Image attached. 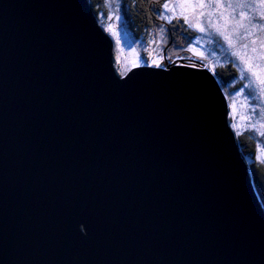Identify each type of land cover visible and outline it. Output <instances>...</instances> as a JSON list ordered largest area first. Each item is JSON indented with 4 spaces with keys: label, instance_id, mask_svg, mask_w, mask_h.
<instances>
[{
    "label": "water",
    "instance_id": "1",
    "mask_svg": "<svg viewBox=\"0 0 264 264\" xmlns=\"http://www.w3.org/2000/svg\"><path fill=\"white\" fill-rule=\"evenodd\" d=\"M201 62L121 76L90 0H0V264H264V205Z\"/></svg>",
    "mask_w": 264,
    "mask_h": 264
},
{
    "label": "rangeland",
    "instance_id": "2",
    "mask_svg": "<svg viewBox=\"0 0 264 264\" xmlns=\"http://www.w3.org/2000/svg\"><path fill=\"white\" fill-rule=\"evenodd\" d=\"M262 2L264 0H154V6L162 5L163 9L157 18L158 25L150 33L151 38L146 50L147 57L142 56L139 51L141 41L133 40L127 32L121 8L122 0H105L107 15H100L102 20L100 22L114 41L115 66L117 67V61H119L122 68H127L124 70V75L138 67L166 68L171 65L194 64L204 60L208 63H201L216 76L212 69L211 59L218 54L217 48L227 47L232 50L231 58L236 62V68L240 74V78L233 81L228 87L231 91L228 95L230 108L235 116L236 113H239L235 120L236 124H232V126L235 125L233 130L237 129L238 135H242L248 129H255L256 133L261 135L264 133V90H262L264 89V83H262L264 81V45L261 44L264 33H261L258 28H253L251 33L237 39L236 37L244 29L232 31L235 21L229 18V14L233 10L194 6L246 4L247 8L234 10L237 18L241 11L244 12L245 17H258L259 12L264 11L260 7ZM165 4H168V9L164 8ZM175 5H181V7L176 8ZM178 20L191 21L193 26L190 28L197 32L196 38L187 46L171 41L169 37V26ZM257 23H261V21L257 20ZM200 28H204V31H200ZM217 28L230 33L231 43L229 40H225L223 35L218 34ZM146 58L148 59L146 60ZM216 78L219 80L217 76ZM221 86L226 93L222 83ZM232 110L230 109V118H235ZM257 159L264 164V147L261 144L258 147ZM247 162L249 165L253 163L249 159Z\"/></svg>",
    "mask_w": 264,
    "mask_h": 264
},
{
    "label": "trees",
    "instance_id": "3",
    "mask_svg": "<svg viewBox=\"0 0 264 264\" xmlns=\"http://www.w3.org/2000/svg\"><path fill=\"white\" fill-rule=\"evenodd\" d=\"M154 0H122V12L124 17V24L129 35L133 40L141 41L139 51L142 56L147 57L146 50L149 46L150 33L158 25L157 20L159 14L162 13L163 6H154ZM90 3L99 19V23L102 26L100 15H107L105 8V0H90ZM158 15H157V14ZM103 27V26H102ZM168 34L171 41L176 43L186 44L187 46L197 36V32L190 28L184 20L175 21L169 26ZM217 55L211 59L212 69L222 83L226 95H229L230 89L228 87L235 80L240 78L239 71L236 68V62L232 57V50L227 47L224 49L217 48ZM148 58H146L147 60ZM118 60V59H117ZM147 62V61H146ZM201 62L208 63L204 60ZM117 71L120 75H124V70L117 61ZM232 110V108H230ZM232 114L233 110H232ZM239 113H236L235 118H230V124H236ZM240 126V124H239ZM233 128V126H232ZM236 135L239 133L236 132ZM255 129H248L242 135H238V141L240 143V149L246 160H251L253 163L250 165L252 178L257 189V192L264 205V164L258 161V147H264V133L257 134Z\"/></svg>",
    "mask_w": 264,
    "mask_h": 264
},
{
    "label": "snow or ice",
    "instance_id": "4",
    "mask_svg": "<svg viewBox=\"0 0 264 264\" xmlns=\"http://www.w3.org/2000/svg\"><path fill=\"white\" fill-rule=\"evenodd\" d=\"M176 8L181 7V5H175ZM194 7H200V8H209V9H220V8H226V9H230L233 10L230 14H229V18L233 21H235V27L232 29L233 32L237 31L238 29H244L243 32H240L239 36L236 37L237 39L243 38L244 36H246L247 34L251 33V30L253 28H258L259 31L261 33H264V11H260L259 12V16H252V17H245V14L243 11L240 12L239 14V18H237L234 10L235 9H245L248 7V5L246 4H201V5H195ZM262 9H264V2H262L261 6ZM165 9H168L169 6L168 4L164 5ZM223 15V14H221ZM165 19H169L168 17H164ZM219 19V17H218ZM257 20L261 21V23H257ZM246 21V22H245ZM189 23V26L192 27L193 23L191 21H186ZM200 31H204V28H200ZM217 32L220 35H223L225 40H229V35L230 33H227L225 31H221L220 28H217ZM229 43H231V41L229 40ZM261 44L264 45V39L261 40ZM262 83H264V81H262ZM264 90V89H262ZM235 127V125H233Z\"/></svg>",
    "mask_w": 264,
    "mask_h": 264
}]
</instances>
